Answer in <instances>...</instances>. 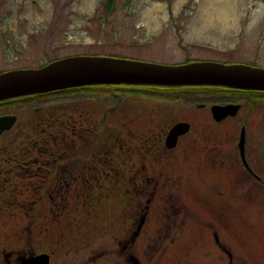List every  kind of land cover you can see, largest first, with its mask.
Instances as JSON below:
<instances>
[{
    "label": "rangeland",
    "instance_id": "1",
    "mask_svg": "<svg viewBox=\"0 0 264 264\" xmlns=\"http://www.w3.org/2000/svg\"><path fill=\"white\" fill-rule=\"evenodd\" d=\"M105 1L0 0V72L71 55L264 66V0H228L225 19L208 13L215 0H110V15ZM214 92H191L174 103L133 91L66 93L0 108V115L16 118L0 136V155L13 149L3 155L27 156L23 133L37 126L43 134L30 138L33 144L59 133L64 148L47 157L49 167L65 158L52 179L35 153L28 159L37 168L0 164V264L41 253L50 264H264V187L241 174L233 153L243 114L213 124L208 109L197 106ZM184 121L190 132L174 149L161 150L168 129ZM251 122L245 153L253 151L264 169L263 104ZM108 155L116 168L100 192L109 190L114 211L99 216L97 230L93 217L92 227L79 224L85 202L100 198L85 171ZM3 190H11L17 207Z\"/></svg>",
    "mask_w": 264,
    "mask_h": 264
},
{
    "label": "water",
    "instance_id": "2",
    "mask_svg": "<svg viewBox=\"0 0 264 264\" xmlns=\"http://www.w3.org/2000/svg\"><path fill=\"white\" fill-rule=\"evenodd\" d=\"M226 87L264 91V69L244 64L225 65L199 61L172 65L99 55H74L54 60L40 68L14 69L0 73V102L87 86ZM238 106H212L215 122L234 116ZM15 116H0V135L14 125ZM190 129L188 123L170 128L164 144L171 150ZM244 149V134L239 142ZM41 253L20 259L19 264H49Z\"/></svg>",
    "mask_w": 264,
    "mask_h": 264
},
{
    "label": "trees",
    "instance_id": "3",
    "mask_svg": "<svg viewBox=\"0 0 264 264\" xmlns=\"http://www.w3.org/2000/svg\"><path fill=\"white\" fill-rule=\"evenodd\" d=\"M102 9H103V13L105 15H110L112 13H114L115 8L114 5L112 3V1L110 0H106L104 2V4L102 3ZM57 59V58H56ZM55 60V59H53ZM50 60L49 62L53 61ZM44 64L38 66V67H42ZM37 67V68H38ZM217 88V87H215ZM215 90L214 87H183V88H166V87H148V86H127V85H119V86H105V85H101V86H88V87H81V88H74V89H69V90H64V91H58V92H53V93H48V94H41V95H34V96H29V97H22V98H17V99H13V100H9V101H4V102H0V108H4V107H10V106H15V105H22V104H27V103H32L33 101H39L42 99H47V98H52V97H56V96H60L66 93H104V92H111L113 94L116 95H122L123 97L126 96L127 93H131L132 91L135 93L140 94L141 96L147 95L148 97L151 98H155L158 99L159 102L160 101H164V100H169L171 102H176L179 99L180 95H185V94H190L191 92H208V91H213ZM147 100H150L149 98H146ZM175 100V101H174ZM151 101V100H150ZM153 103L158 102L156 100L152 101ZM45 109L42 110V112ZM36 111V110H35ZM41 112V111H40ZM44 114V112H43ZM61 119H65V117L63 116ZM58 120H55L54 122H56ZM76 123L72 120H70L68 126V132H71V136H75V130L76 128L73 129V127H75ZM32 128H34V130L32 132H24V139L21 140V145H23L24 148V153L25 157L23 158H18L17 156H7V155H3L4 153H15L16 150H8L5 149L3 150V153L0 155V164L4 165V166H14L13 169H10V171L16 169L21 170L22 168H24V163L27 161V166H31L33 168H37L36 166V159H28L29 157H31V153H35L37 156V161H40L43 159V161H45L47 170L50 174V179H52V177H57L55 176V169L59 166V165H63L65 158H61L58 161H56L55 165L52 167H49V161L48 158L51 159L52 157H56V153L55 152H60L62 151L64 148L61 147L62 145L59 144L58 139L56 137H58L59 133L53 134V136H50L44 143L36 145V143H32V141H30L29 139L32 137H37V136H41L43 133L39 130H37V126H33ZM161 133V132H160ZM163 133V132H162ZM162 133L160 136H158L159 138L163 137ZM56 141L54 147H53V143ZM162 141V139H161ZM160 141V142H161ZM16 142L13 141L12 144ZM46 143V144H45ZM17 144V143H16ZM18 147V145L16 146ZM163 146L161 147V150H163ZM55 151V152H53ZM49 154V156L47 155ZM47 155V156H46ZM48 157V158H47ZM97 161H90L88 162V164L92 163L91 166L87 167V171H85L86 174V181L90 184L91 187V193L92 194H100V198L97 200V202L95 204H91V200L87 203L85 202V205H87L86 211L83 214V218L80 219L79 224H84V225H88L90 227H92V223H91V219L93 217V221H94V226L92 228H96L97 230L100 229L102 226L101 225H97L95 226L98 222H99V216H101L102 214H106L109 212V215L111 213H113L114 211V206L113 204H111L110 200L108 199V195L110 193H108V191L106 193H101L100 191H105L106 188H108L107 186V178L110 175H114V168H116L113 165V160L111 159V156L108 155L104 160H102V157H98L96 158ZM3 169V168H0ZM91 173H90V172ZM53 173V174H52ZM0 177H2V175H0ZM14 178H16L17 180H21L19 173H17V176H14ZM45 182V181H44ZM47 183V180H46ZM108 184H111V179H109ZM5 193H7V200L9 199V195L11 190H3ZM103 194V199L101 198ZM11 201L7 202L10 203L12 207H17V204L15 203V195H11ZM14 196V198H13ZM62 201H64V198L62 199ZM32 205L34 206L35 203H32ZM96 216H98L96 218ZM30 222H35V216H32V220H30ZM37 222V221H36ZM36 222L34 224H36Z\"/></svg>",
    "mask_w": 264,
    "mask_h": 264
},
{
    "label": "flooded vegetation",
    "instance_id": "4",
    "mask_svg": "<svg viewBox=\"0 0 264 264\" xmlns=\"http://www.w3.org/2000/svg\"><path fill=\"white\" fill-rule=\"evenodd\" d=\"M211 61H214V60H211ZM218 62L227 64V65L234 64V63H228V62L226 63V62H221V61H218ZM248 65L251 67H258V68L264 69L263 65H259L256 63L248 64ZM214 89L215 90L213 91H215L214 92L215 94L212 95L211 97H213L212 99L218 98L219 100H215L213 102L211 98L207 100L203 99L204 103H201V104L199 103L197 107L202 110L208 109L210 113V117L212 118V120L210 121L213 124H221L228 119H234L238 117L239 115L243 114L242 123H241L242 125L240 126V129H239L240 130L239 136L237 137L236 142H234V145H233L234 158L237 163L236 165L240 167L241 174L247 175L251 180H253L256 183V185L264 187V169H262L261 167L257 166V164L254 163V160L252 158L253 151H251V153L247 155L245 153L246 146H247L246 127H247V124L252 125L251 119H252V116L256 114L257 105L259 104L264 105V91L238 90V89H232V88H226V87H223V88L219 87V88H214ZM180 96L183 97L185 95H180ZM189 98H192V97H189ZM186 99L188 98L186 97ZM177 103H180V102H177ZM212 106H220V107L238 106L237 108L238 110L234 116H227L224 119H222L220 122H215L213 120V116L211 113ZM184 122H187L189 124L190 130H191V124L188 121H184ZM242 133L244 134V146H243L244 153L243 154L240 150V145H239ZM178 140H177L176 146L178 144ZM163 147L167 149L164 145V142H163ZM209 148H210V145L207 142L206 143L204 142V144L202 145V149L206 150ZM262 149L264 150V143L262 145ZM220 166L221 167L226 166V164L220 163Z\"/></svg>",
    "mask_w": 264,
    "mask_h": 264
},
{
    "label": "bare ground",
    "instance_id": "5",
    "mask_svg": "<svg viewBox=\"0 0 264 264\" xmlns=\"http://www.w3.org/2000/svg\"><path fill=\"white\" fill-rule=\"evenodd\" d=\"M217 4L210 2L209 4V14H214L221 19H225L229 14V1L228 0H215ZM216 5V6H215Z\"/></svg>",
    "mask_w": 264,
    "mask_h": 264
}]
</instances>
